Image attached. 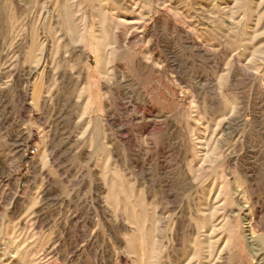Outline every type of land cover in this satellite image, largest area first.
Segmentation results:
<instances>
[{
  "label": "rangeland",
  "instance_id": "rangeland-1",
  "mask_svg": "<svg viewBox=\"0 0 264 264\" xmlns=\"http://www.w3.org/2000/svg\"><path fill=\"white\" fill-rule=\"evenodd\" d=\"M0 264H264V0H0Z\"/></svg>",
  "mask_w": 264,
  "mask_h": 264
}]
</instances>
